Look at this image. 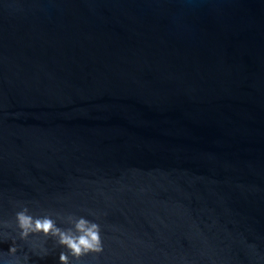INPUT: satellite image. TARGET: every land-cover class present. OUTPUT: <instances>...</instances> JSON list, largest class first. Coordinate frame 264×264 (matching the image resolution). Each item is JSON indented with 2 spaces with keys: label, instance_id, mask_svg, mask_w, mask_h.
Segmentation results:
<instances>
[{
  "label": "water",
  "instance_id": "95a60500",
  "mask_svg": "<svg viewBox=\"0 0 264 264\" xmlns=\"http://www.w3.org/2000/svg\"><path fill=\"white\" fill-rule=\"evenodd\" d=\"M23 206L80 264H264V0H0V264H59Z\"/></svg>",
  "mask_w": 264,
  "mask_h": 264
},
{
  "label": "clouds",
  "instance_id": "9594fccd",
  "mask_svg": "<svg viewBox=\"0 0 264 264\" xmlns=\"http://www.w3.org/2000/svg\"><path fill=\"white\" fill-rule=\"evenodd\" d=\"M58 218L69 226H59L51 213L33 215L27 206H23L15 213L19 238L27 241L34 234L52 238L58 246L65 249L59 255V264H80L84 257L104 251L99 223L85 216L68 215ZM17 251L18 248L13 242L8 254L14 257Z\"/></svg>",
  "mask_w": 264,
  "mask_h": 264
}]
</instances>
